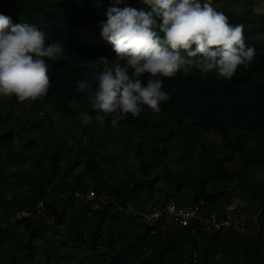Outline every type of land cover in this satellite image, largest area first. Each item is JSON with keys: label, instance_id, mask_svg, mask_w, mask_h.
Segmentation results:
<instances>
[{"label": "trees", "instance_id": "obj_1", "mask_svg": "<svg viewBox=\"0 0 264 264\" xmlns=\"http://www.w3.org/2000/svg\"><path fill=\"white\" fill-rule=\"evenodd\" d=\"M110 6L148 10L141 0H123L119 5L113 0H0V14L10 17L14 24H35L45 31L49 43L57 40L64 44L62 59L46 61L52 87L42 100L49 101L60 117L70 119L84 112L95 116L88 93H77L74 89L76 82L85 76L92 79L94 70L86 67L89 60H95L98 70L115 64L113 47L100 34V24L106 21ZM217 11L223 12L230 24L244 26L245 43L256 50L247 67L239 66L231 80L218 79L215 72L203 76L196 69L180 70L172 78H162V90L170 99L161 102L159 113L144 106L138 117L129 113L120 120L119 131L111 127L110 117L103 127L107 133L119 135L124 130L140 134L165 126L168 132L159 141L175 140L180 145L194 142L197 134L215 133L220 144L209 149V144L200 141L201 153L194 167L189 164L190 148L185 159L175 156L174 163L181 169L161 173L163 185L172 190L171 196L150 203L171 201L175 205H189L199 198L207 203L208 210L218 211L229 204L230 198L216 204L217 200L225 198V192L214 193L213 187L207 188L206 183L237 181L239 190H249L247 198L254 201L253 212L261 211L258 232L150 229L134 217L124 215L110 202L94 211H90L87 204L75 205L71 194L88 187L113 197L114 202L121 205L139 206L149 202L155 179L148 176L161 164L166 151H161V157H155L158 153L155 149L148 156L140 144L136 145L137 170L142 179H130L129 187L123 183L119 188L115 183L109 184L108 179H99L100 170L90 156L84 161L90 185L80 180L72 186L65 185L63 180L53 184L58 170L54 153L34 157L28 172L5 170L13 162L9 149L14 136L10 127L4 125L7 128L0 131V224L15 211L30 210L39 202L44 215L51 216L52 223H45L44 215H40L35 219H14L0 226V247L13 241L17 252H27L22 262L10 256L3 264H35L37 254H42L49 263L48 249L55 254L57 248L38 249L33 245L35 239L41 238L45 227L53 229L61 247L85 254L78 264H264V183L244 184L249 170L264 164L261 146L264 141V16ZM250 140L253 141L251 146ZM34 147V140H28L22 146L23 154ZM234 158L239 163L238 168L226 169ZM45 163L51 164L48 173L41 172ZM77 164L76 161L69 165L70 169Z\"/></svg>", "mask_w": 264, "mask_h": 264}, {"label": "clouds", "instance_id": "obj_2", "mask_svg": "<svg viewBox=\"0 0 264 264\" xmlns=\"http://www.w3.org/2000/svg\"><path fill=\"white\" fill-rule=\"evenodd\" d=\"M123 0H113L119 5ZM148 10L110 6L101 36L115 53V64L94 70L76 82L77 93L87 92L95 116L81 113L84 124L93 120L119 131L118 122L127 114L138 117L147 106L161 111L170 99L162 78L180 70H198L203 76L231 80L239 66L253 60L256 50L245 43L242 24L232 25L228 17L212 6V0H141ZM64 44L48 42L45 31L29 23L14 24L0 14V98L18 102L42 101L52 87L47 60L59 61ZM107 60V58H104ZM145 74L147 78L145 80ZM95 85V87H94Z\"/></svg>", "mask_w": 264, "mask_h": 264}, {"label": "rangeland", "instance_id": "obj_3", "mask_svg": "<svg viewBox=\"0 0 264 264\" xmlns=\"http://www.w3.org/2000/svg\"><path fill=\"white\" fill-rule=\"evenodd\" d=\"M212 6L216 10L264 16V0H212ZM102 65L106 64L103 62ZM80 116L81 114H78L70 119L60 117L55 113L49 101L18 102L16 97L0 100V131L6 129L4 125H7L14 136L9 149L10 159H13V162L5 170L28 172L34 162V157L39 154L48 157L54 153L58 159V170L57 176L53 177V184L63 180L65 185L72 186L75 181L80 180V183L90 185V178L84 163L85 159L90 156L100 170L97 175L99 179H108L109 184L115 183V186L119 188L123 183L129 187L132 184L130 179H142L137 170L138 160L136 158V145L140 144L148 156L155 149H158L155 157H161V151H166L161 164L151 170L148 176L155 179L148 199L149 202H154L165 196L168 198L172 194L171 188L163 185L161 173L163 170L175 172L181 169L179 164L174 163L175 156H182L185 159L188 148H190L192 158L189 164L194 167L201 153L198 147L200 141L209 144V149H214L220 144V138L212 132L197 134L196 140L187 142L186 145H180L175 140L161 142L159 141L161 137L168 132L165 126H157L155 129L146 130L140 134L124 130L119 135H112L94 120L91 124H84ZM2 123L6 124L2 125ZM28 140H34L35 147L33 150L24 151L26 153L23 154L22 146ZM261 143L264 153V141ZM252 144L253 141L250 140L249 145ZM222 154L224 155L225 152ZM76 161L78 164L70 169L69 165ZM238 166L239 163L234 158L225 167L231 170L237 169ZM50 168L51 164L45 163L41 172L48 173ZM255 183H264V164L260 168H251L244 184L251 186ZM238 184L237 181L215 184L208 182L206 186L207 188L213 187L214 193L225 192V198L221 201L217 200L216 204L226 202L227 198H230L229 204H235L241 215L246 217L253 212L255 205L253 200L247 198L249 190L247 188L243 191L239 190ZM186 191L183 190V192ZM57 237L50 227L43 228L41 238L35 239L33 245L38 249L55 247L57 252L54 254L48 249L49 263L44 261L42 254H37L34 259L35 264H78V261L85 256L80 250L61 247L57 242ZM25 254L27 252H17L14 242L11 241L0 247V264L6 263L10 256H16V259L22 262Z\"/></svg>", "mask_w": 264, "mask_h": 264}, {"label": "built area", "instance_id": "obj_4", "mask_svg": "<svg viewBox=\"0 0 264 264\" xmlns=\"http://www.w3.org/2000/svg\"><path fill=\"white\" fill-rule=\"evenodd\" d=\"M71 199L75 205L87 204L90 211L98 209L100 205L106 203L113 204L124 215L134 217L138 223L147 228L158 227L160 229H182L188 228L190 231L201 229L205 232L230 229L242 233L244 231L258 232L260 223L258 220L261 211H254L246 217L242 216L235 204H227L218 211L208 210V205L201 199L189 205H175L173 202L164 204H153L150 202L135 206L130 203L117 204L113 197H109L103 192L96 193L92 188L77 189L71 194ZM42 204L39 202L30 210L15 211L1 227L13 222L14 219H35L43 216ZM45 223L51 224V216H43ZM152 234V232H150Z\"/></svg>", "mask_w": 264, "mask_h": 264}]
</instances>
